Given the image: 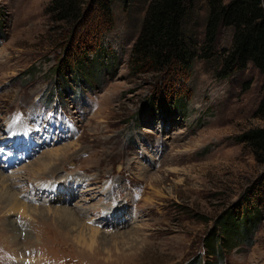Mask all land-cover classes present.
<instances>
[{
  "label": "rangeland",
  "instance_id": "1",
  "mask_svg": "<svg viewBox=\"0 0 264 264\" xmlns=\"http://www.w3.org/2000/svg\"><path fill=\"white\" fill-rule=\"evenodd\" d=\"M149 1L114 0L110 23L87 1L82 23L70 26L52 20L51 0H0V189L29 208L23 217L0 203V264H203L214 220L264 194V165L241 139L264 127L256 115L263 75L249 63L218 79L220 63L199 58L189 74L138 73L130 53ZM206 14L198 1L184 21L197 49ZM231 36L221 29L219 50ZM84 53L90 67L80 75L72 68ZM55 149L57 172L34 174L31 166ZM52 181L68 186L37 190ZM254 204L252 245L208 264H264V200ZM59 207L80 225L36 218ZM9 220L23 228L16 249L2 226Z\"/></svg>",
  "mask_w": 264,
  "mask_h": 264
},
{
  "label": "trees",
  "instance_id": "2",
  "mask_svg": "<svg viewBox=\"0 0 264 264\" xmlns=\"http://www.w3.org/2000/svg\"><path fill=\"white\" fill-rule=\"evenodd\" d=\"M87 1L88 5L93 3L99 7L106 22H111L109 6L114 0H51L48 12L55 22L80 25L84 17L83 6ZM198 1L206 5L207 14L203 44L197 49L192 36L185 34L184 21ZM228 27L232 29L230 46L219 50V33ZM96 53L101 57V50ZM130 56L133 69L138 73L163 74L173 69L189 74L193 61L199 58L220 63V69L216 72L218 79H226L243 71L249 63L264 77V0H150ZM87 63L88 56L84 53L72 69L81 75L83 65L88 66ZM65 68L72 70L70 65ZM91 77L92 73H89L82 79L89 82ZM262 90L256 115L264 120V81ZM241 139L249 145L255 160L264 165V127L247 131ZM263 195L261 189L251 195L247 204H236L214 220L209 234L202 240L206 258L203 264H208L213 256L221 257L225 251L252 245L260 219L257 204H252L263 201ZM196 263L201 262L198 260Z\"/></svg>",
  "mask_w": 264,
  "mask_h": 264
},
{
  "label": "bare ground",
  "instance_id": "3",
  "mask_svg": "<svg viewBox=\"0 0 264 264\" xmlns=\"http://www.w3.org/2000/svg\"><path fill=\"white\" fill-rule=\"evenodd\" d=\"M13 134H15V133L13 132ZM13 134H11V135H13ZM14 136H16V138H17V140L15 142H17L16 144H18L20 140H22L23 138H25L27 136V132L23 128V129H21V132H19V134H15ZM18 139H20V140L18 141ZM59 157H61V153L59 154V150H56V149L55 150H50V151L46 152L43 157L39 158L37 160V162L35 163V165L31 166L30 169H32V172L34 174H41V175H43V178H44V177H46L49 174L57 172V169L52 167V166H50V165H51L52 161L58 160ZM47 169H48V173H45V170H47ZM0 178H2V175H0ZM72 180H73L74 183L77 182V178L76 177L73 178ZM0 181H1L0 182L1 185H4L5 181H6V178L3 177V179H0ZM53 182L54 183H58V184H56V186H59L58 188L65 187V186L67 187L68 186L67 182H65V181H58V182L52 181L51 183L49 182V185H46V183L40 184V186L38 187L37 190L38 191H43V192L51 191V192L55 193L57 191L56 188L51 187V185L53 186ZM6 187L7 186H5V189H3V190L0 189L1 190L0 191V203L3 204L7 208V212L13 213L14 211H18V213H20L21 216H23V217L26 216L27 217L28 216L27 212H29L28 211L29 208H28L27 204H25V203H23V201L19 200L16 197V195L13 194L11 191H9L8 188H6ZM53 188H54V190H53ZM50 199H53V198H50ZM31 208H32V206H31ZM46 210H47V213H45V210H43V211H39L38 210L39 213L36 212L37 213L36 214V218H38L39 220L46 221V220H48L47 216L50 213L53 216L52 221H54V223L57 226L61 227L62 229L63 228H68V229L70 228L71 229V228H73L76 225L77 226L80 225L79 224V220L77 219L78 215L76 216L74 213H72L71 211H69L66 208L61 209L59 207V208H56L54 210H52L51 208L46 209ZM2 226L4 227V229L2 228L4 230V232H8V233H10V231L12 232V234H11L12 245H13V248L16 249V245H18V246L20 245L19 244V241L21 240L20 239V231H23V228H19L18 225H16L15 222L10 221V220L8 222L5 221V224L2 223ZM48 227H49V225L44 226L43 230L46 233H49L50 231L52 232V230H50ZM26 239L29 241L28 243H30V242L34 243L29 235L26 237ZM77 239L79 240L81 238H77ZM82 240H83V238H82ZM92 243H93V240H91V245H92ZM91 248H92V246H91ZM16 264H20V263L17 262Z\"/></svg>",
  "mask_w": 264,
  "mask_h": 264
}]
</instances>
